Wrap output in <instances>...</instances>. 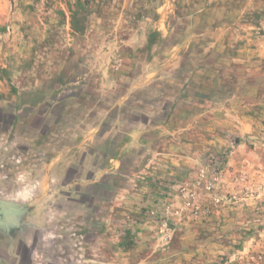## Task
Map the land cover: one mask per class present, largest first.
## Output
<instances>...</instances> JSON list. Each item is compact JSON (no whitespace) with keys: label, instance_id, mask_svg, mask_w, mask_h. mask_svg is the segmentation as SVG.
Wrapping results in <instances>:
<instances>
[{"label":"rangeland","instance_id":"1","mask_svg":"<svg viewBox=\"0 0 264 264\" xmlns=\"http://www.w3.org/2000/svg\"><path fill=\"white\" fill-rule=\"evenodd\" d=\"M76 1L0 0V53L8 48L6 60L0 63V200L6 201L0 203V210L9 212L0 213V244L15 250L19 238L32 236L35 228L68 232L83 228L81 223L75 226L70 213L83 211L81 216L86 217L97 212L91 203L100 205L92 198L99 199L104 192L82 187L77 194L75 187L66 184L75 179L73 173L62 174L52 186L34 167L43 143L49 146L47 138L42 139L44 131L50 132L45 117L81 120L85 105L115 102L123 93L120 87L127 83V77L121 81L116 77L122 70L157 72L156 77L145 76L135 83L129 100L141 104L167 100V106L178 102L171 110L153 107L151 112L156 118L172 112L168 127L174 142L181 136L174 132L182 127L181 109L188 111L186 133L200 150V162L213 150L232 149L240 142L228 110L233 95L238 104L244 97L250 101L247 107L241 106L253 117L243 142L252 148L264 144V0H174L175 13L169 15L165 7L158 11L165 0H81V6ZM70 8L79 29L72 26ZM164 24L169 26L167 33ZM181 38L187 43L174 48ZM172 53L181 57L171 61ZM171 68L186 74L166 76ZM102 71L117 74L109 76V91L103 93ZM58 84L70 89L55 93L51 89ZM72 89L71 95L76 92V96L66 98ZM68 101L74 103L70 108ZM124 116L131 122L146 119L132 110ZM71 196L86 202L74 204ZM218 208L207 216H217ZM259 208L264 209V200L226 208L220 219L207 221L205 216L180 224L190 231L187 239L192 252L187 264H221L240 246L244 232H250L244 217ZM59 209L64 215L48 224L46 215ZM25 223L27 233L21 228Z\"/></svg>","mask_w":264,"mask_h":264},{"label":"crops","instance_id":"2","mask_svg":"<svg viewBox=\"0 0 264 264\" xmlns=\"http://www.w3.org/2000/svg\"><path fill=\"white\" fill-rule=\"evenodd\" d=\"M176 5L174 0H165L158 7V11L161 13L165 7L164 11L169 15L171 12L175 13ZM7 7L5 4L2 6L3 10ZM168 27L164 24L166 33ZM186 41L181 38L174 48L183 46ZM7 50L8 48L5 47L0 53V63L6 60ZM177 57L181 56L172 53L169 60L173 61ZM63 69L62 67L59 71L63 72ZM183 72L186 74L185 70L171 68L166 71V76ZM116 75L105 74L102 71L100 75L103 85L101 90H104L102 93L109 91L106 83L111 82L110 77ZM153 75L155 77L157 75L153 69L122 70L116 77L118 81L127 77L124 80L127 83L123 87L116 86L117 89L120 87L123 93L115 102L85 105V116L81 120L45 117L48 123L45 124L49 126L50 132L44 131L42 139L47 138L49 146L43 143L40 161L34 169L44 174L43 180L50 179L52 186L59 181L62 174L73 173L75 179L68 180L66 184L75 187L77 194L81 193L82 187H89L98 188L105 195L99 199L93 196L92 200L98 201L100 205L98 206L96 202L91 203L92 209L97 206L95 214L89 213L86 217L81 216L83 211L69 214V219L74 221L75 226L81 223L83 228H75L67 232L63 229L52 230L46 227L41 231L37 245H33V238L28 235L25 238L30 250L28 260L22 259V249L19 247L15 250L13 247L0 245V264H187L188 253L192 252L187 239L189 229H183L180 227L182 225H179L174 229L172 240L164 243L155 235L151 225L145 224V206L149 196L158 193L154 190L157 181L166 180L171 175L183 173L192 175L200 163L198 158L200 150L196 149L197 145L189 140L186 133L189 122L188 111L183 112L181 109L179 118L182 127L174 131L181 133V136L180 140L174 142L172 129L168 127L172 122V112H165V117L160 118H156L151 112L154 111L153 107L158 110H167V108L171 110L178 102L173 101L167 106V100L163 104L157 101L141 104L136 100H129L130 93L134 95L136 91L135 83L142 81L145 76ZM76 80L78 79L74 78V81ZM185 85L186 83H183L182 90ZM63 87L70 89L58 84L52 86L51 90L58 93ZM74 91V89L69 90L66 98L75 97L76 92L71 95ZM62 92L66 93L63 90ZM51 97L54 98V94ZM235 97L236 95H233L229 98L228 110L238 128L237 137L240 142L234 147L227 162L228 174L224 179V192L233 194L236 199L216 209L214 212L217 216H210L211 218L207 216L208 218L205 217L203 220L214 217L220 219L226 208H234L243 203L252 205L264 200V144L252 148L243 142L249 127H252L253 117L241 110V106L247 107L250 101L247 102L244 97V100L238 104L233 100ZM181 98L179 102L183 103ZM45 104L49 105V103ZM72 104L74 105L73 102L68 101L67 108ZM128 110L142 113L146 119L139 122V118H136L137 121L131 122L124 116V112ZM64 121H68L66 125L68 127H63ZM70 124L76 127L73 128ZM241 172H246L251 182L261 183L263 190L258 196L250 199L241 197L239 186L233 181ZM69 200L81 205L86 202L74 196ZM64 213L59 209L58 213L46 215L47 223L57 217L61 218ZM217 221L221 222V220ZM243 221L251 228L250 232H244L243 241L237 249L244 246L256 250L264 249V209L259 208L253 214L249 212ZM66 233L67 235L69 233V236L66 237Z\"/></svg>","mask_w":264,"mask_h":264},{"label":"built area","instance_id":"3","mask_svg":"<svg viewBox=\"0 0 264 264\" xmlns=\"http://www.w3.org/2000/svg\"><path fill=\"white\" fill-rule=\"evenodd\" d=\"M232 149L214 150L207 154L191 175H171L157 181V194L148 198L145 206V224L151 225L155 235L164 243L172 240L174 229L183 223L196 222L209 215L214 207L235 200L236 196L224 192V179L228 174V159ZM239 186L243 199L258 196L261 183L251 182L246 172L233 180ZM221 264H264V249L242 247L230 254Z\"/></svg>","mask_w":264,"mask_h":264},{"label":"flooded vegetation","instance_id":"4","mask_svg":"<svg viewBox=\"0 0 264 264\" xmlns=\"http://www.w3.org/2000/svg\"><path fill=\"white\" fill-rule=\"evenodd\" d=\"M11 222H12V226L15 227V228L19 226L18 223L16 222V220L15 221L13 220ZM21 228L24 231V233H27L30 230L29 229V225L26 224V223L24 224V227H21ZM17 229L18 228H16L15 231H18ZM40 236H41V229L35 228V233L32 235L33 245H37V243L40 241ZM25 240L26 239L23 238V237L19 238V240H18V245L19 246L18 247H19V249H22V252H21L22 259L28 260L30 258V250L27 247V244H26ZM0 245L2 246L3 244H0Z\"/></svg>","mask_w":264,"mask_h":264},{"label":"trees","instance_id":"5","mask_svg":"<svg viewBox=\"0 0 264 264\" xmlns=\"http://www.w3.org/2000/svg\"><path fill=\"white\" fill-rule=\"evenodd\" d=\"M75 4L81 6L82 2H81V0H77ZM70 11L72 12V16L74 18V19H72V26H74L73 28L74 29H79V24H78V22L75 21V14H74V12H73V10L71 8H70Z\"/></svg>","mask_w":264,"mask_h":264},{"label":"water","instance_id":"6","mask_svg":"<svg viewBox=\"0 0 264 264\" xmlns=\"http://www.w3.org/2000/svg\"><path fill=\"white\" fill-rule=\"evenodd\" d=\"M6 201L0 200V203L5 204ZM0 213H4L5 215L9 214V212H5L4 210H0Z\"/></svg>","mask_w":264,"mask_h":264}]
</instances>
